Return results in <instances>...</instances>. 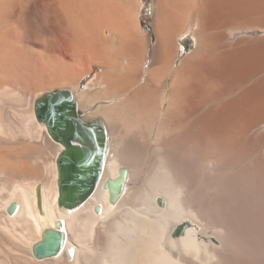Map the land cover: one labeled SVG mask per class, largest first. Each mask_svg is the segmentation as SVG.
<instances>
[{
	"label": "bare ground",
	"instance_id": "bare-ground-1",
	"mask_svg": "<svg viewBox=\"0 0 264 264\" xmlns=\"http://www.w3.org/2000/svg\"><path fill=\"white\" fill-rule=\"evenodd\" d=\"M143 2L0 0V264H264V0H152L145 19ZM54 89L106 134L71 208L35 114ZM50 228L63 245L38 258Z\"/></svg>",
	"mask_w": 264,
	"mask_h": 264
},
{
	"label": "water",
	"instance_id": "water-1",
	"mask_svg": "<svg viewBox=\"0 0 264 264\" xmlns=\"http://www.w3.org/2000/svg\"><path fill=\"white\" fill-rule=\"evenodd\" d=\"M35 114L47 124L52 138L64 145L57 158L59 205L74 207L88 198L99 181L106 146L105 131L100 123H87L79 118L76 99L68 89L43 94L35 102ZM121 181H112L111 189L117 191ZM16 208V203H12L8 211L13 213ZM63 241V234L50 228L35 244L34 254L38 258L53 256L60 251Z\"/></svg>",
	"mask_w": 264,
	"mask_h": 264
},
{
	"label": "rangeland",
	"instance_id": "rangeland-1",
	"mask_svg": "<svg viewBox=\"0 0 264 264\" xmlns=\"http://www.w3.org/2000/svg\"><path fill=\"white\" fill-rule=\"evenodd\" d=\"M142 1H144L143 2L144 5H143L142 16L141 17L143 19H145L144 18V16H146V13L145 12H147L151 8V6H152V3H151L152 0H142ZM180 44L184 46L186 52L192 51L195 48V45H196L195 38H194V36L191 33H187V34H185V36L183 38L180 39ZM263 57H264V55H263ZM263 57H261V58L264 61V58ZM94 67L95 68L93 69V71L87 73L84 77H82V80H81L82 81L81 82V89H85L87 85H89L90 83H93L96 80V76L101 71V69H100L101 67H98V66H94ZM251 67L252 66H250L249 68H251ZM263 74H264V72L260 73L257 76L256 79H254L253 81H251V83L249 84L251 88L252 87H255L256 85H259L260 84V86H263L262 89H264V83H263V80L261 79V78L264 79V75ZM261 75H263V76H261ZM258 77H260V78H258ZM257 79H259V80H257ZM256 82H258L259 84L256 83ZM252 83H253V85H251ZM263 97H264V94H263ZM103 103H106V101H103ZM262 132H263V135H264V130H262L260 134H262ZM54 152H55L54 145L51 144V149L48 150V154H47L49 162L53 160V159H50V158H51L52 155L54 156ZM53 156H52V158H53ZM249 161L246 164H249ZM168 163H169L170 167L172 168V170H174L175 167L173 166V161L170 160V161H168ZM216 172H217V166L216 165H204V166H201V169L197 171L196 176L198 178L214 177V175L216 174Z\"/></svg>",
	"mask_w": 264,
	"mask_h": 264
}]
</instances>
